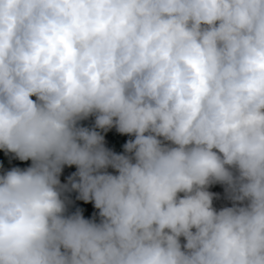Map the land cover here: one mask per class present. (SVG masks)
Segmentation results:
<instances>
[{
    "label": "clouds",
    "instance_id": "1",
    "mask_svg": "<svg viewBox=\"0 0 264 264\" xmlns=\"http://www.w3.org/2000/svg\"><path fill=\"white\" fill-rule=\"evenodd\" d=\"M0 150V264H264V0H0Z\"/></svg>",
    "mask_w": 264,
    "mask_h": 264
},
{
    "label": "trees",
    "instance_id": "2",
    "mask_svg": "<svg viewBox=\"0 0 264 264\" xmlns=\"http://www.w3.org/2000/svg\"><path fill=\"white\" fill-rule=\"evenodd\" d=\"M94 123V118L84 121L83 124L85 126H91V124ZM130 137L124 136L116 132L115 129H112L108 133L105 134V140H106V146L112 149L113 151L117 153H122L123 152V145L126 143V141ZM31 164V161L27 162H22L19 160H9V157L5 155V153L0 150V165H3V169H10L12 167H21V168H26ZM76 171V167H65L62 175H61V181L62 183L67 182V178ZM109 172H112L113 174L115 173V170L109 168ZM210 191L214 193H219L221 196V199L215 200L214 201V206L219 209L220 207L224 206L227 204L228 206H231L230 203L226 200L223 199L224 196V188L221 185H214L210 188ZM76 195L77 193L73 192L70 194L71 199L74 201L72 205H70V211H75L76 208H81L83 209V214L85 218H91L94 213H97L98 210L94 208L92 203H84L83 201L76 200Z\"/></svg>",
    "mask_w": 264,
    "mask_h": 264
}]
</instances>
